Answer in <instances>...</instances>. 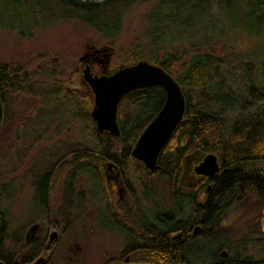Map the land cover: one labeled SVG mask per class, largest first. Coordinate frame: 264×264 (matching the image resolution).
<instances>
[{
  "label": "rangeland",
  "instance_id": "rangeland-1",
  "mask_svg": "<svg viewBox=\"0 0 264 264\" xmlns=\"http://www.w3.org/2000/svg\"><path fill=\"white\" fill-rule=\"evenodd\" d=\"M157 2L139 0L129 6L123 15L121 31L112 39H103L81 20H53L45 8L32 7L15 19L0 17V65L25 72L29 81L35 83L32 91L25 90V85L9 95L6 117L0 123V207L10 231L5 251H13L16 246L13 239L24 228L29 238L45 237L46 243H51L43 253L50 264H108L126 254L122 249L124 235L108 219L104 223L100 221L104 216H100L99 207L104 199L100 201L94 196L92 182L84 172L75 171L78 164H73L74 154L62 157V152H68L67 146L75 148L85 142L89 136L87 123L72 117L66 111L63 99L48 98L44 89L61 86L63 93L74 92L79 98L89 94L93 103L91 86L84 78L85 68H89L91 75L102 76L136 63L127 60L137 44L147 48L150 40L147 15ZM165 9L169 10L167 6ZM200 15L188 35L178 38L180 42L174 40L160 54L179 49L177 54L186 61L192 54L191 49L213 51L222 58L224 91H229L232 98L245 96L250 85H264V37L250 33L240 25H231L225 14L213 5ZM179 66L180 63L174 65L173 70L179 72ZM92 105L82 114L90 115ZM127 113L135 115L137 108L123 101L118 117ZM234 113H227L228 118L232 119ZM203 157L204 154L197 152L186 157L181 176L184 185L200 183L203 175L197 174L194 167ZM108 161L116 164L110 159L104 164L110 189L107 191L110 199L105 202L111 206L103 204V207L114 211L112 218L121 225H131L122 216L127 210L134 220L138 219L136 214L144 212L146 222L154 224L153 217L169 206L167 183L163 179L151 183L147 176L151 169L139 160L140 164L126 168L127 173L121 170L127 164H116L119 169L109 170ZM261 164L264 167V162ZM30 166L51 171L44 208L34 200L33 186L25 179L31 176L26 173ZM125 178L129 179L130 186H124ZM152 184L161 195L155 193L149 201L143 197V191L152 188ZM130 191L136 195L134 198ZM117 203L122 212L116 210ZM138 223L142 224L139 220ZM223 225L228 226L233 239H241L240 248L261 256L264 264V207L255 197L228 209ZM53 232L57 233L54 243L49 239ZM27 246L23 253L28 250ZM226 254L222 250V255Z\"/></svg>",
  "mask_w": 264,
  "mask_h": 264
},
{
  "label": "trees",
  "instance_id": "trees-1",
  "mask_svg": "<svg viewBox=\"0 0 264 264\" xmlns=\"http://www.w3.org/2000/svg\"><path fill=\"white\" fill-rule=\"evenodd\" d=\"M138 1L0 0V17L15 19L32 7L37 10L45 8L53 20H81L103 39H112L122 29L125 10ZM212 5L225 14L231 25H240L250 33L264 37V0H158L147 15L150 38L147 48L137 44L127 60H146L161 66L177 80L185 96L183 120L160 151L157 167L147 175L151 183L163 179L168 188L169 206L153 217L154 224L146 222L144 212L136 214L138 219L134 220L128 210L125 213L120 210L122 207L119 208L118 203L116 210L121 211L132 226L121 225L112 218L114 211L111 212V205L105 202L110 199V193L107 194L110 189L104 164L109 159L120 166L127 164L122 166V173H127L126 168L132 164H140L130 151L141 131L161 108L164 91L151 86L128 93L121 102L126 101L137 108V113H127L118 119L120 134L115 136L108 132L99 133L90 115L82 114L93 104L89 94L79 98L74 92L63 93L61 86L44 89L48 98H62L72 117L87 123L89 136L85 142L75 148L67 146L68 152H62V157L74 154L73 164H78L75 171L84 172L92 182L94 196L100 201L104 199L99 207L100 216H104L100 221L104 223L108 219L124 235L122 249L130 262L263 264L261 256H254L239 247L241 239L230 236L223 218L228 209L246 202L249 197H255L264 207V167L261 164L264 162V85H250L245 96L232 98L229 91H224L222 58L213 51L191 49L192 54L186 61L177 54L179 49L160 54L174 40L180 42L178 38L188 35L200 13ZM166 6L169 10L165 9ZM179 63L180 71L177 72L173 67ZM29 79L28 74L15 67L0 65V123L6 117L9 95L25 85V90L32 91L35 83ZM233 112L235 116L228 118L227 113ZM195 152L215 154L220 170L212 177L203 176L194 186H187L181 182V176L186 157ZM138 167L143 169L142 165ZM125 181L127 187L129 179L125 178ZM152 188L143 191V197L149 201L155 193H160L153 184ZM46 189L47 179L44 177L38 182V195L43 202ZM130 195L136 196L132 191ZM103 204L109 207H103ZM135 207L140 211L138 206ZM3 217L6 226L5 213ZM254 241L257 243L258 240ZM222 250L227 254L222 255ZM124 256L120 255L108 264L123 262Z\"/></svg>",
  "mask_w": 264,
  "mask_h": 264
},
{
  "label": "water",
  "instance_id": "water-1",
  "mask_svg": "<svg viewBox=\"0 0 264 264\" xmlns=\"http://www.w3.org/2000/svg\"><path fill=\"white\" fill-rule=\"evenodd\" d=\"M84 73V78L93 92L90 117L99 132L107 131L115 136L119 134L117 121L119 104L128 93L151 86H158L164 91L165 99L161 108L141 131L131 150L135 159L143 162L149 169H153L160 151L183 120L185 96L180 84L161 66L146 60L120 67L109 75H91L88 67L85 68ZM113 164L112 161L107 162L108 166ZM219 170L217 157L213 153L204 155L194 167L197 174L207 178L212 177ZM197 229L198 226L194 231L196 232ZM115 264L157 263L130 262L129 256H125L123 262Z\"/></svg>",
  "mask_w": 264,
  "mask_h": 264
},
{
  "label": "flooded vegetation",
  "instance_id": "flooded-vegetation-1",
  "mask_svg": "<svg viewBox=\"0 0 264 264\" xmlns=\"http://www.w3.org/2000/svg\"><path fill=\"white\" fill-rule=\"evenodd\" d=\"M103 132H107V131H103ZM119 134H120V131H119ZM119 166H117L116 164H113L112 166L107 165L109 170H111V168L114 170H117V168L119 169ZM28 168L29 169L26 171V173L31 175L33 178L29 176V177H26L25 179L27 180L29 186L30 185L33 186L34 200H36L37 203L40 202V206L44 208L46 204V198L44 200L45 202L39 199L38 182L41 180V178L45 177L47 179V189H46V196H47L48 182L50 179L49 177H50L51 171L47 170L45 167L30 166ZM3 215H4V211H2L0 207V262L1 264H50V262L48 261V258L43 257V253L47 252V249L50 248L51 243L47 244L46 241L44 240L45 237H43V239L38 238L39 236L34 237V238H29L28 237L29 234L26 230H24V228H21L19 235L13 239L14 242L16 241V244H15L16 246L14 247L13 251L11 252L5 251V245H6V242L9 240L8 238L10 237V231L7 230L8 226L7 225L5 226V222H4L5 220H4ZM45 233H46V230H45ZM53 233L55 234L53 235ZM53 233L49 236V239L52 241V243L55 242V240L53 239L57 235L56 232H53ZM23 244H25V246ZM26 246L28 247V250L23 253V250L26 248ZM9 248L12 249V247H9ZM37 250H39V252L36 254ZM31 254L32 256H30Z\"/></svg>",
  "mask_w": 264,
  "mask_h": 264
}]
</instances>
